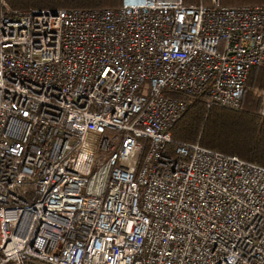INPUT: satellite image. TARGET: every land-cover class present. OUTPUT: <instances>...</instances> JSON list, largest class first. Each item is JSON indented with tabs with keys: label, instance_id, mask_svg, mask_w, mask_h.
<instances>
[{
	"label": "built area",
	"instance_id": "2783aa9c",
	"mask_svg": "<svg viewBox=\"0 0 264 264\" xmlns=\"http://www.w3.org/2000/svg\"><path fill=\"white\" fill-rule=\"evenodd\" d=\"M261 65L264 4L0 0V264H264V166L170 148Z\"/></svg>",
	"mask_w": 264,
	"mask_h": 264
},
{
	"label": "trees",
	"instance_id": "16d2710c",
	"mask_svg": "<svg viewBox=\"0 0 264 264\" xmlns=\"http://www.w3.org/2000/svg\"><path fill=\"white\" fill-rule=\"evenodd\" d=\"M11 8L55 9L65 7H119L122 0H4ZM209 5L211 0H183ZM221 5H257L264 0H219ZM264 92V65L252 67L238 109L206 105L204 94L194 97L171 128L172 143L198 142L201 146L264 166V117L260 115ZM256 91V92H255Z\"/></svg>",
	"mask_w": 264,
	"mask_h": 264
},
{
	"label": "rangeland",
	"instance_id": "374dc122",
	"mask_svg": "<svg viewBox=\"0 0 264 264\" xmlns=\"http://www.w3.org/2000/svg\"><path fill=\"white\" fill-rule=\"evenodd\" d=\"M259 90H260V89H259ZM256 91L258 92L257 94H260V95H262V97H263L264 92H262L261 90H260V91L256 90ZM256 91H255V92H256ZM238 108H239V107H238ZM238 108H237V109H238ZM233 110H234V109H233Z\"/></svg>",
	"mask_w": 264,
	"mask_h": 264
}]
</instances>
